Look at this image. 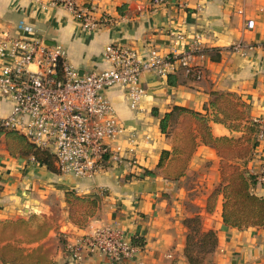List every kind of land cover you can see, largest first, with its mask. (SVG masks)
Returning a JSON list of instances; mask_svg holds the SVG:
<instances>
[{"label": "crops", "instance_id": "obj_1", "mask_svg": "<svg viewBox=\"0 0 264 264\" xmlns=\"http://www.w3.org/2000/svg\"><path fill=\"white\" fill-rule=\"evenodd\" d=\"M89 5L94 17L109 21L97 31L85 29L72 13L53 0H0V35L42 39L66 50L68 62L81 74L109 67L104 57L110 43H122L147 56L151 47L170 52L175 35L180 48L198 41L202 75L185 70L159 76L143 74L146 94L137 109L130 107L125 91H107L123 130L108 143L121 159H110L92 177H78L52 170L30 156L12 155L0 139V220L39 215L51 220L41 244L53 264H190L185 253L189 228L186 219L199 215L203 230L214 229L217 245L202 264H264V226L243 228L225 225L220 195L213 212L207 198L220 184V157L213 144L201 142L194 150L184 176L166 177L158 167L163 150H172L176 135L194 120L176 107L212 116L206 108L216 92H232L247 105V116L264 130V0H78ZM254 20L249 28L247 20ZM26 27L30 28L29 30ZM11 59L0 57V73ZM12 103L0 93V122ZM173 112L167 131L161 120ZM187 122V124H183ZM214 136H240L222 122H210ZM245 167L258 176L264 168V138ZM155 172L145 175V170ZM95 195L98 209L85 225L76 224L66 191ZM254 192L264 195V182ZM58 212V214L56 213ZM109 227L138 246L132 258L113 262L108 255L93 253L78 259L70 247L81 237ZM63 238L64 242L60 240ZM140 243V244H138ZM0 264H4L0 262Z\"/></svg>", "mask_w": 264, "mask_h": 264}, {"label": "built area", "instance_id": "obj_2", "mask_svg": "<svg viewBox=\"0 0 264 264\" xmlns=\"http://www.w3.org/2000/svg\"><path fill=\"white\" fill-rule=\"evenodd\" d=\"M164 1L152 0L155 5ZM53 3L68 9L88 30L97 31L109 21L106 16L95 18L91 6L80 5L78 0ZM247 26L252 28L254 20L248 19ZM182 39L177 34L170 52L161 54L151 47L147 56L128 45L110 43L104 50L109 67L81 74L68 62L66 50L59 44L1 34L0 57L11 61L1 68L0 93L12 103V110L0 126L23 133L51 152L61 172L92 177L110 159H121L108 143L123 130L107 96L110 88L122 87L130 107L137 109L146 94L145 71L166 76L183 69L196 79L201 77L199 42L194 40L188 50H183ZM263 138L264 130L260 128L258 141ZM257 181L264 182V168ZM69 249L78 259L98 252L117 262L132 258L138 246L122 233L104 227L84 235Z\"/></svg>", "mask_w": 264, "mask_h": 264}, {"label": "trees", "instance_id": "obj_3", "mask_svg": "<svg viewBox=\"0 0 264 264\" xmlns=\"http://www.w3.org/2000/svg\"><path fill=\"white\" fill-rule=\"evenodd\" d=\"M194 78V76H192ZM174 74L168 75V83L175 84ZM206 108L213 110V115L176 107L179 113H186L195 122L186 131L176 135L172 150H163L158 167H163L168 178L178 179L184 176L190 158L201 142L213 144L220 157L221 182L208 198V211H214L220 195L223 196L221 215L225 225L232 227L264 226V195L254 192L257 176L244 165L254 155L258 143L260 125L247 116V105L241 102L232 92H216ZM173 112H168L161 120L162 131L167 126ZM222 122L232 130H241L240 136H214L210 122ZM4 138L12 155L30 156L36 162L49 169L58 170L51 152L41 149L31 142L26 135L17 130L0 126V139ZM59 171V170H58ZM145 175L153 176L152 170H145ZM66 201L85 203L86 209L72 216L78 225H85L98 209L99 200L95 195H78L74 191H66ZM196 223L198 227H194ZM189 228L185 253L190 264H202L204 255L199 256L193 250L192 239L200 237L203 254L209 253L217 245V233L214 229L203 230L199 215L186 219ZM49 219L31 215L28 218L0 220V262L4 264H53L50 253L39 243L51 228ZM23 234V238L18 235ZM64 242L63 238H60ZM140 244V243H138Z\"/></svg>", "mask_w": 264, "mask_h": 264}, {"label": "rangeland", "instance_id": "obj_4", "mask_svg": "<svg viewBox=\"0 0 264 264\" xmlns=\"http://www.w3.org/2000/svg\"><path fill=\"white\" fill-rule=\"evenodd\" d=\"M183 124L185 125V124H187V122H183ZM190 126H193L192 124L190 125ZM189 126V127H190ZM188 127V128H189ZM220 174H221V172H220ZM219 185H217L214 189H216L217 187H218ZM213 189V190H214ZM213 192V191H212ZM211 192V193H212ZM210 193V194H211ZM210 194H209V196H210ZM209 196H208V198H209ZM208 198H207V207H208ZM73 205H72V210L74 211V213H75V211L76 212H81L83 209H86V207L85 206H87L88 207V205H86L85 203H82V202H80V201H73ZM210 212V211H209ZM211 212H213V211H211ZM57 214H58V212H56ZM50 222H51V220H49ZM193 226L194 227H198V225L196 224V223H193ZM201 226H202V222H201ZM18 238H23V234H20V235H18ZM200 237H199V235L197 234L195 237H193V239H192V244H193V251L196 253V254H199V256H202V255H204V258H205V256L208 254V253H206V254H203V252L201 251L202 249H201V247H200Z\"/></svg>", "mask_w": 264, "mask_h": 264}, {"label": "water", "instance_id": "obj_5", "mask_svg": "<svg viewBox=\"0 0 264 264\" xmlns=\"http://www.w3.org/2000/svg\"><path fill=\"white\" fill-rule=\"evenodd\" d=\"M47 43H48V42H47ZM48 44L52 45V43H48Z\"/></svg>", "mask_w": 264, "mask_h": 264}]
</instances>
